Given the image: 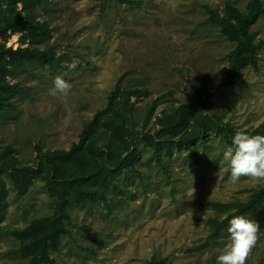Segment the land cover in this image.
Listing matches in <instances>:
<instances>
[{"label": "rangeland", "instance_id": "374dc122", "mask_svg": "<svg viewBox=\"0 0 264 264\" xmlns=\"http://www.w3.org/2000/svg\"><path fill=\"white\" fill-rule=\"evenodd\" d=\"M6 1L0 0V10L7 8ZM134 1L138 5L48 0L37 9V19L52 29L42 48L54 46L65 63L59 70L38 64L12 70L8 81L24 91L0 117V154L10 147L22 166H33L37 146L44 151L69 150L84 124L107 106L120 80L122 87L148 92L131 98L137 132L154 129L156 119L185 103L194 89L216 91L235 45L207 23L203 7L224 16L229 0ZM230 1L246 13L249 0ZM251 31L257 40L264 38V15ZM1 45L14 50L27 47L20 33L0 37ZM57 76L72 85L69 94L50 93ZM211 111L238 131L253 130L264 122V49L259 52L258 70H244L237 85L222 89L211 102ZM134 140L142 155L136 171L116 178L121 191H106L107 204L72 206L71 235L62 238L60 249L50 257L56 264H146L153 257L166 264H217L227 231L216 244L195 251L211 234L208 220L225 217L209 204L245 202L249 190L261 181L241 177L231 183L223 160L228 146L214 136L193 150L166 157L165 169L157 165L142 134ZM8 172H0L9 203L0 224V264H27L13 233L51 216L55 200L41 180L21 198ZM245 264H264V231L257 235Z\"/></svg>", "mask_w": 264, "mask_h": 264}, {"label": "trees", "instance_id": "16d2710c", "mask_svg": "<svg viewBox=\"0 0 264 264\" xmlns=\"http://www.w3.org/2000/svg\"><path fill=\"white\" fill-rule=\"evenodd\" d=\"M116 1L120 5H138L134 0ZM6 3L7 8L0 10V37L6 39L12 33L24 34L27 47L14 50L0 46V117L13 108V100L24 91L20 84L13 85L8 81L13 69L27 70L29 65L38 64L59 70L65 63V57L57 56L54 46L42 48L49 42L52 29L48 22H40L36 14L48 0H7ZM203 10L207 23L217 27L225 39L235 45L228 56L224 78L215 92L194 89L185 103L171 112L164 111L156 119L154 129L144 127L137 132L133 121L135 104L131 98L147 96L148 92L122 87L120 80L107 106L84 124L78 142L69 150L44 151L37 146L33 166H22L10 147L0 154V172L9 171V178L21 198L28 195L36 180H41L48 195L55 200L51 216L34 220L26 229L13 233L21 244L22 256L29 259L27 264H56L50 252H57L62 238L71 235L69 209L72 206H86L96 201L107 204L106 191H121L116 178L136 171L142 156L135 144L136 134H142L145 146L152 150L157 165L163 169L166 168V157L193 150L213 136L225 146H231L232 137L238 130L224 122L220 115L212 113L211 102L219 97L222 89L237 85L244 70L250 67L258 70L264 38L257 40L251 28L264 15V0H249L246 13L230 0L226 3L224 16L210 6H204ZM151 117L152 113L148 119ZM244 132L264 135V122ZM260 181L261 185L249 190L250 197L245 202L209 204L225 217L208 220L211 234L195 251L216 244L234 215H243L258 223V234L264 231V180ZM8 208L7 186L0 178V224L5 221ZM146 264H166V260L153 257Z\"/></svg>", "mask_w": 264, "mask_h": 264}, {"label": "clouds", "instance_id": "9594fccd", "mask_svg": "<svg viewBox=\"0 0 264 264\" xmlns=\"http://www.w3.org/2000/svg\"><path fill=\"white\" fill-rule=\"evenodd\" d=\"M71 87L68 81L57 76L49 91L52 95H67ZM223 160L227 162L229 180L233 184L241 177L264 180V135L237 131L231 146L223 151ZM226 231L227 243L216 257L217 264H245L250 249L256 243L259 224L243 215H234L228 221Z\"/></svg>", "mask_w": 264, "mask_h": 264}]
</instances>
